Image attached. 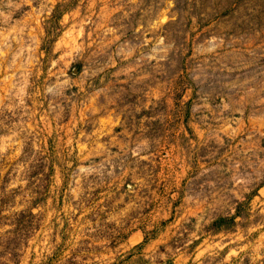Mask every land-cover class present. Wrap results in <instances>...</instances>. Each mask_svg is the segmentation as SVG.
I'll list each match as a JSON object with an SVG mask.
<instances>
[{
    "label": "rangeland",
    "instance_id": "1",
    "mask_svg": "<svg viewBox=\"0 0 264 264\" xmlns=\"http://www.w3.org/2000/svg\"><path fill=\"white\" fill-rule=\"evenodd\" d=\"M0 264H264V0H0Z\"/></svg>",
    "mask_w": 264,
    "mask_h": 264
}]
</instances>
